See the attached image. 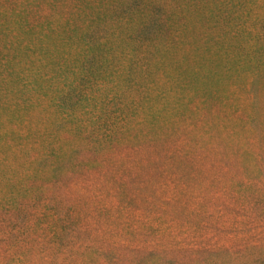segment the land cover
Wrapping results in <instances>:
<instances>
[{
  "label": "rangeland",
  "instance_id": "rangeland-1",
  "mask_svg": "<svg viewBox=\"0 0 264 264\" xmlns=\"http://www.w3.org/2000/svg\"><path fill=\"white\" fill-rule=\"evenodd\" d=\"M141 2L48 0L54 8L47 18L60 28L51 38L54 62L41 72L40 79L46 83L44 105L65 111L64 97L73 96L74 115L86 124L96 109L102 117L107 113L104 101L89 108L77 100L82 92L90 93L88 87L104 86V74L85 72L79 62L65 57L82 56V43L93 46L90 39L96 35L116 48L112 55L119 49H136L135 34L124 29L129 23L125 15L130 5ZM39 3H32L23 24L17 45L20 54H33L36 48L38 52L41 44V50L45 47L37 24ZM137 22L130 21V27ZM214 28L218 30L217 25ZM183 34L168 44V51L178 50L174 46L181 40L186 45ZM79 36L86 39L81 41ZM217 41L198 40L204 46L196 56L210 60L201 66L184 63L178 73L173 62L158 53L152 70H130L133 84L127 90V106L147 90L150 98L143 101L155 107V123L166 114L171 117L161 129L138 127L135 110H130L128 122L116 130L134 137L109 151L102 166L87 169L64 189L48 194L55 198L38 195L41 202L28 208L22 205L17 217L10 213L8 202L0 205V244L17 245L10 264H208L213 256L230 261L238 251L241 258L264 255V87L248 79L247 71L220 51ZM112 59L113 67L120 69L118 62L123 60ZM111 74L119 72L114 69ZM135 83L143 85L140 91ZM110 86L118 91L124 83L110 82ZM112 97L110 109L117 115L121 99L118 92ZM3 171L7 168L0 172L2 179ZM55 207L62 215L57 222L50 221ZM26 211L35 213L29 224ZM24 245L35 254L27 250L25 257L18 258ZM16 259L21 263L12 262Z\"/></svg>",
  "mask_w": 264,
  "mask_h": 264
},
{
  "label": "trees",
  "instance_id": "trees-1",
  "mask_svg": "<svg viewBox=\"0 0 264 264\" xmlns=\"http://www.w3.org/2000/svg\"><path fill=\"white\" fill-rule=\"evenodd\" d=\"M34 1L41 2L39 5L42 10L37 24L41 32L40 41L44 42L45 47L41 50V44L38 52L36 48L33 54H20L17 48L18 39L22 36V31L24 32L23 24ZM47 2L48 0H0V172L2 168H7V171H3L6 177L0 178V183L5 182V189H0L4 193L0 195V205L8 202L10 213L15 217L22 205L28 208L30 203L41 202L38 201V195L42 197L44 194H56L55 190L64 189L63 187L86 174L87 169L95 165L102 166L106 163L109 151L125 139L133 138L134 135L128 132L116 130L128 122L127 115L130 110H135V118L140 122L138 127L155 132L161 129L160 125L166 123L168 118L171 119L166 114L167 118H163L159 124L155 123L158 114L155 107L149 106L151 102L143 101L144 98H150L147 90V94H140L138 101L135 97L132 105L127 106V90L133 84L129 80L130 70H152V61L158 53L162 58L170 59L180 73L184 69V63H189L192 68L198 64L201 66L209 63V57L199 60L200 56H196L199 54L197 51L204 46L197 42L206 38L215 39L220 44V51L230 54L247 71L245 76L248 79L264 87V0H144L140 5H130L125 15L129 21L126 25L129 27L125 26L124 29L135 34L137 50L131 48L124 52L119 49V54L117 50L112 55L111 51L116 48L108 47L107 42L102 43L96 35L90 39L93 46L82 43L85 46L82 56L79 53L77 56L65 57L71 62H79L80 68L85 72L101 73L105 76L104 86L88 87L90 93L83 95L82 92L77 97L80 103H85V107L89 108L98 107L103 101L105 103L106 109L104 107L103 112L107 113L102 117L100 110L96 109L94 116L86 124L85 120L74 115L73 96L71 99L64 97L62 104L65 105V111H60L59 107L58 110L48 108L42 100L46 94V83L40 79L41 72L46 69L44 67L54 62V56L50 53V47L53 46L50 44L54 43L51 38L60 28L51 22V18H47L49 11L54 8L52 3ZM34 8L37 6L34 5ZM134 19L138 22L130 27V21ZM12 20L15 23L10 26L9 22ZM216 25L217 31L214 28ZM182 34L186 45L181 40L179 45L174 46L178 50L168 51L167 47L172 44V40ZM79 38L84 41L86 36ZM100 45L106 46L110 51L97 49ZM134 51L135 62L131 55ZM104 52L110 56L107 57ZM113 56L124 61L123 63L119 60L120 69L113 67ZM220 57L221 55L218 60ZM257 61L259 63L256 66L252 65ZM191 62L196 66L191 65ZM114 69L119 75L111 74ZM110 82L124 83V87L114 91L117 88L111 87ZM138 84L135 83L134 87L140 91L139 88L143 85ZM49 86L53 92L55 87L53 84ZM117 92L121 99V108L115 115L110 109V104H113L110 100ZM5 141L11 144L5 146ZM1 157L9 160V163L1 160ZM2 161L5 163L2 164ZM55 197L56 195H50L47 200ZM2 210L3 207L0 206V212ZM54 210L50 221L55 218L57 222L62 218L61 210L60 207H55ZM27 213L25 217L29 224L35 213ZM16 247L17 245L3 247L0 244V260L3 264L11 261ZM27 250L35 254L34 249L24 245L18 258L25 257L24 252ZM240 252L230 261H226V258H214L212 255L213 258L209 259L208 264H264V255L246 259L240 257ZM27 260L31 261L32 258ZM12 262L20 261L16 259Z\"/></svg>",
  "mask_w": 264,
  "mask_h": 264
}]
</instances>
